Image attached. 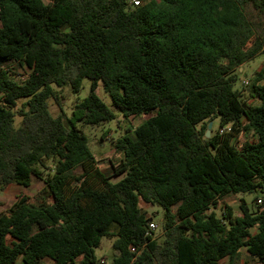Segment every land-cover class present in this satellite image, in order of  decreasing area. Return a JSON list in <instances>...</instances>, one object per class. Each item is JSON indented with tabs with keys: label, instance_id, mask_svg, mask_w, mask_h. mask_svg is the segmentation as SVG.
Returning a JSON list of instances; mask_svg holds the SVG:
<instances>
[{
	"label": "trees",
	"instance_id": "1",
	"mask_svg": "<svg viewBox=\"0 0 264 264\" xmlns=\"http://www.w3.org/2000/svg\"><path fill=\"white\" fill-rule=\"evenodd\" d=\"M260 54L264 0H0V189L43 182L0 214V264H101L104 237L109 264H236L243 249L264 264V66L234 89ZM83 79L88 96L53 117V86ZM100 85L123 120L145 118L112 145L111 176L76 127L116 118ZM252 193L261 205L237 215L222 203ZM140 203L163 210L160 242Z\"/></svg>",
	"mask_w": 264,
	"mask_h": 264
},
{
	"label": "rangeland",
	"instance_id": "2",
	"mask_svg": "<svg viewBox=\"0 0 264 264\" xmlns=\"http://www.w3.org/2000/svg\"><path fill=\"white\" fill-rule=\"evenodd\" d=\"M131 1V0H128ZM141 1V0H139ZM47 2V0H44ZM264 66V54H260L256 56L254 59L244 63L241 69L236 74V82L234 84V89L240 90L243 88H247L249 84V80L254 72L259 70L261 67ZM11 71L15 75H21L27 73L26 69L19 68L16 65H11ZM22 78V77H21ZM90 80L83 79L81 88L78 93H73L70 90L69 86H64L61 88L53 86V90L55 92V96L58 99V102L55 98H50L48 100V110L49 113L53 117H57L63 115L64 118H69L71 115V110L73 106L85 99L90 90ZM97 94L101 98V100L105 103V105L110 108L115 114L116 118L109 122H104L98 125H86L82 123H78L76 125L77 129L86 137L88 140V146L98 161V167L101 171H103L106 175L111 176L112 170L109 164V159L112 158L113 160H119L121 155L115 154L113 155V148L112 145L120 139L122 136L126 134L127 131L130 133L137 128L145 118H131L129 120H123L119 113L112 107L111 100L108 95H106L103 91L101 85L97 89ZM246 95V91L244 93ZM21 117L15 115L13 118L14 127H19L21 123ZM219 122L218 118L212 120L211 124V135L217 133L219 129ZM229 127V126H227ZM244 138L241 135L238 141H242ZM114 156V157H113ZM120 179V177H111L113 182H116ZM43 187V182L41 180L32 178L31 185L28 188L19 187L17 185H9L0 189V214L4 213L8 208L12 206L18 199L20 198H28L29 201L35 202V196L39 190ZM260 193H252V194H244L239 196H232L226 198L222 203L228 205L232 208L233 213L237 215L239 213L238 205L241 199H244L248 205L252 204L254 198L258 199L254 203L257 205H261ZM253 203V204H254ZM254 204V205H255ZM140 207L143 211L147 213V216L152 219L156 225L162 219L163 210L160 207L148 206L144 203H140ZM217 216H220V210H215ZM252 233H255V230H252ZM153 239L160 242L162 240V232L160 230V226L157 227V230L153 234ZM112 239L102 238L100 240V245L97 249H95L94 255L98 263L100 261H104L105 264H109L113 258L116 256V252L112 249ZM226 262V261H224ZM223 262V264H224ZM236 264H258L256 259H253L248 256L246 251L243 249L240 251L239 257L235 261ZM44 264H51L50 262H45Z\"/></svg>",
	"mask_w": 264,
	"mask_h": 264
},
{
	"label": "built area",
	"instance_id": "3",
	"mask_svg": "<svg viewBox=\"0 0 264 264\" xmlns=\"http://www.w3.org/2000/svg\"><path fill=\"white\" fill-rule=\"evenodd\" d=\"M132 3L134 6H138L140 1L139 0H132ZM223 131H220V133ZM157 225L154 222H151L148 225V229H147V235H150L151 233H154L157 230ZM101 264H105L104 261H101Z\"/></svg>",
	"mask_w": 264,
	"mask_h": 264
},
{
	"label": "water",
	"instance_id": "4",
	"mask_svg": "<svg viewBox=\"0 0 264 264\" xmlns=\"http://www.w3.org/2000/svg\"><path fill=\"white\" fill-rule=\"evenodd\" d=\"M211 126H212V124L209 123V124H208V127H207V131H206V133H205L206 138H209V137H210Z\"/></svg>",
	"mask_w": 264,
	"mask_h": 264
}]
</instances>
